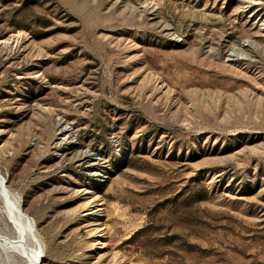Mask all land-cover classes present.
Listing matches in <instances>:
<instances>
[{"label": "rangeland", "instance_id": "obj_1", "mask_svg": "<svg viewBox=\"0 0 264 264\" xmlns=\"http://www.w3.org/2000/svg\"><path fill=\"white\" fill-rule=\"evenodd\" d=\"M0 175L43 264H264V0H0Z\"/></svg>", "mask_w": 264, "mask_h": 264}, {"label": "bare ground", "instance_id": "obj_2", "mask_svg": "<svg viewBox=\"0 0 264 264\" xmlns=\"http://www.w3.org/2000/svg\"><path fill=\"white\" fill-rule=\"evenodd\" d=\"M16 195L0 175V249L7 254L6 264H43L42 241Z\"/></svg>", "mask_w": 264, "mask_h": 264}]
</instances>
